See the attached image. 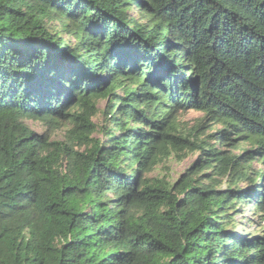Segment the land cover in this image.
<instances>
[{"label": "trees", "instance_id": "trees-1", "mask_svg": "<svg viewBox=\"0 0 264 264\" xmlns=\"http://www.w3.org/2000/svg\"><path fill=\"white\" fill-rule=\"evenodd\" d=\"M0 264H264V0H0Z\"/></svg>", "mask_w": 264, "mask_h": 264}, {"label": "rangeland", "instance_id": "rangeland-1", "mask_svg": "<svg viewBox=\"0 0 264 264\" xmlns=\"http://www.w3.org/2000/svg\"><path fill=\"white\" fill-rule=\"evenodd\" d=\"M105 107V102H101L99 108L103 109ZM201 117V114L198 112L190 111L184 114L180 119L184 122L186 126L191 127L195 121ZM101 117L98 116L94 119V122L100 126ZM27 127L35 133L43 134L46 132V128L41 122H34L30 120H24ZM47 135L51 140H62L64 136V130L50 131ZM97 136V135H96ZM197 154L189 153L186 156V159L183 163L178 164L172 160L165 162L163 165L156 168V170L149 174V178L157 176H167L170 180H177L180 175L195 161ZM253 231V227H246V232Z\"/></svg>", "mask_w": 264, "mask_h": 264}]
</instances>
